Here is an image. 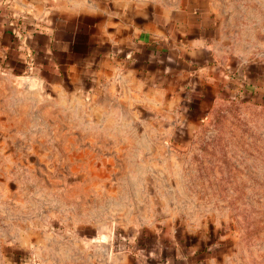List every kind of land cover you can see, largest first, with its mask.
<instances>
[{
	"label": "rangeland",
	"instance_id": "1",
	"mask_svg": "<svg viewBox=\"0 0 264 264\" xmlns=\"http://www.w3.org/2000/svg\"><path fill=\"white\" fill-rule=\"evenodd\" d=\"M238 33L264 56L263 36ZM47 94L0 72V264H78L142 231L264 264L263 105L221 100L196 131L166 134L172 119L132 99Z\"/></svg>",
	"mask_w": 264,
	"mask_h": 264
},
{
	"label": "crops",
	"instance_id": "2",
	"mask_svg": "<svg viewBox=\"0 0 264 264\" xmlns=\"http://www.w3.org/2000/svg\"><path fill=\"white\" fill-rule=\"evenodd\" d=\"M245 29L264 37V0H0V72L46 97L132 99L172 119L164 133H189L221 100L264 106V56L235 41ZM147 233L76 262L226 264L219 248L171 249Z\"/></svg>",
	"mask_w": 264,
	"mask_h": 264
},
{
	"label": "trees",
	"instance_id": "3",
	"mask_svg": "<svg viewBox=\"0 0 264 264\" xmlns=\"http://www.w3.org/2000/svg\"><path fill=\"white\" fill-rule=\"evenodd\" d=\"M25 18H27V16H25V17H23V19H25ZM28 19V18H27ZM37 27V26H36ZM38 28V27H37ZM18 31V29L15 31V32H17Z\"/></svg>",
	"mask_w": 264,
	"mask_h": 264
}]
</instances>
